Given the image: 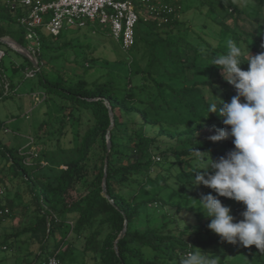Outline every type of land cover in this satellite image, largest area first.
Returning a JSON list of instances; mask_svg holds the SVG:
<instances>
[{
    "label": "trees",
    "instance_id": "16d2710c",
    "mask_svg": "<svg viewBox=\"0 0 264 264\" xmlns=\"http://www.w3.org/2000/svg\"><path fill=\"white\" fill-rule=\"evenodd\" d=\"M11 1L0 0V37L13 38L27 47L39 68L19 52L22 61L6 63L0 42L4 51L0 102L26 79H36L29 96L41 92L40 101L32 99L53 102L57 115L43 119L33 137L39 145L37 158L22 153V147L0 144V154L7 158L6 171L19 176L30 194L27 203H17L7 194L0 196V210H9L0 213V264H43L51 256L64 264H77L70 260L74 254H81L79 264H179L188 250H218L226 244L208 228L210 219L204 214L183 225L176 219L167 220L170 214L164 211L150 217V204H166L167 199L160 192L142 198L137 195L149 182L168 186L172 175L191 182L197 160L191 149L218 160L234 148L232 138L209 139L225 125L215 113L204 117L216 99L212 94L226 102L236 95L220 69L210 64L213 56L226 51L194 32L181 15L182 0H161L174 8L167 21L162 12L151 13L139 6L135 44L113 60L95 56L92 45L77 42L78 30L96 33L98 23L72 28L70 37L67 28L53 35L41 25L28 39L29 31L22 23L27 8L20 3L13 6ZM221 1L228 8L224 15L217 12L220 0H210L219 30L233 39L261 38L240 26L241 20L258 19L244 9L246 0ZM251 1L264 10V0ZM230 18L232 23H228ZM87 33L85 37L90 35ZM260 40L264 43V37ZM70 51H75L72 60ZM262 51L254 49V55ZM79 59L81 63H77ZM93 64L106 69L94 80L77 72L81 68L85 73ZM106 102L114 114L113 126ZM3 122L0 119V129ZM105 175L110 199L103 193ZM208 189V194L217 196ZM226 199L222 197L223 205ZM244 210L238 206L234 214ZM179 212L176 207L175 214ZM19 216L24 219L21 224L6 229L5 223ZM154 218L160 220L154 223ZM126 221L125 235L116 250ZM219 256L218 263L227 264L226 256Z\"/></svg>",
    "mask_w": 264,
    "mask_h": 264
},
{
    "label": "clouds",
    "instance_id": "9594fccd",
    "mask_svg": "<svg viewBox=\"0 0 264 264\" xmlns=\"http://www.w3.org/2000/svg\"><path fill=\"white\" fill-rule=\"evenodd\" d=\"M227 49L225 54L213 56L210 64L220 69L236 95L226 102L210 90L216 99L208 105L204 117L215 113L225 125L209 139L220 142L232 138L234 148L218 160L191 149L197 157L192 185L202 184L218 194H201V199H192L191 206L210 219L208 228L221 241L243 247L255 245L264 253V51L252 55L231 39ZM245 63L247 70L241 68ZM218 197L242 202L243 219L236 221L230 207ZM179 264H218V257L198 249L188 252Z\"/></svg>",
    "mask_w": 264,
    "mask_h": 264
},
{
    "label": "rangeland",
    "instance_id": "374dc122",
    "mask_svg": "<svg viewBox=\"0 0 264 264\" xmlns=\"http://www.w3.org/2000/svg\"><path fill=\"white\" fill-rule=\"evenodd\" d=\"M182 3L183 12L181 15L190 21V24L193 25L194 32H199L204 35V37L206 36V38L209 39L214 45H219L226 52L228 51L227 41L229 39L236 41L238 45L241 46L245 51H247L248 48L252 55H254V49L264 50V48L261 47V45H264V43L260 40L264 37V10H262V6L259 3L246 0V6L244 9L252 16V18L256 17L258 19H250L251 22L248 23L246 21L242 22L241 20L239 23L240 26H245L246 30L250 32H256L261 38L251 35L248 36L246 40L239 38L233 39L230 33L225 30L218 29V24H216L213 20L215 13L213 16L212 11L215 6H213L214 4H212V2L210 3V0H182ZM227 9L226 2H222L220 0L217 12L221 15H224ZM230 22H233L231 18L228 20V23ZM205 23L207 27L205 26V28H203V24ZM72 30V28L66 29L65 33L67 36L69 35L68 37L73 36V34H71ZM96 30L98 31L96 33L89 31L87 28L78 30V36H76L78 40L77 42L92 45L91 47L95 49V56L108 58L110 60L119 58L125 54L120 42L115 40L112 35H108L109 33L111 34L109 25H97ZM86 32L90 33V35L87 37L84 36ZM3 49L6 52L4 57L6 63H9L11 60L22 61V57L18 55V52L9 45L3 44ZM74 58L75 51H73L70 55L71 60ZM81 62V59L77 61V63ZM242 67L247 69L248 64L245 63L242 65ZM105 70L106 69L100 65H94L93 68L87 70L85 73H82L81 68H77V72L79 71V73H81L80 76L86 78L88 81L94 80L100 74H103ZM35 81L36 79H26L20 83L16 92L12 96L7 97L0 102V119L4 121L0 129L1 145L22 148L24 146V148H26L29 143L31 144L32 139L35 136L36 131L38 130L43 119L47 118L48 120H51L57 115V107L53 102H50L49 104L36 103L31 98V96H29V91ZM32 143L37 151L39 145L35 143L34 140ZM161 161H164L163 158ZM165 165L167 164L164 163L163 166ZM0 167L1 175L6 174L7 158L2 154H0ZM164 171H166V174H168L167 170L164 169ZM185 179L186 178H184V176L182 177V175H180L179 178H176L172 175L168 182V186H162L149 182V184L146 185V189H143L141 193L139 192L137 194L138 198H142L156 192H160L167 199L166 204L161 205L160 202L150 204L151 206L148 208L150 217H157L164 211L166 215L170 214L167 216V220L176 219L180 225H183L187 222H195L197 215L199 216V214H203L198 208L191 206L193 203L192 199L199 200L201 199V194L208 195V187L202 184L193 186L191 182H187ZM12 180H14L13 184L10 186V189L6 191L7 196L14 198V191L17 190L18 192H22L21 196L17 198L19 201L28 200L30 194L27 185L24 182H21L19 176L16 177L12 175ZM197 191H201V193H198ZM218 198L222 202V197ZM224 205L230 207L231 214L236 218V221L243 219L241 214H234L236 207H245L242 202H236L227 198ZM176 207L181 209V212L178 214H175ZM20 219L21 217L19 216L17 219H14L11 222L7 221L5 223L6 229H10V225L14 228L18 227L21 224ZM159 220L160 219L156 220L154 218L153 221L156 223V221ZM201 251L212 256L213 254H217L213 257H218V262L221 257L219 255L224 254L227 259L225 263L227 264H264V253H261L255 245L243 247L226 243L220 246L218 250L211 247L210 249ZM2 264L8 263L3 262Z\"/></svg>",
    "mask_w": 264,
    "mask_h": 264
},
{
    "label": "built area",
    "instance_id": "2783aa9c",
    "mask_svg": "<svg viewBox=\"0 0 264 264\" xmlns=\"http://www.w3.org/2000/svg\"><path fill=\"white\" fill-rule=\"evenodd\" d=\"M17 3L27 8V15L22 17L28 29L27 38L34 37V28L45 25L46 29L53 35H58L66 28H83L89 23L108 26L111 35L120 42L124 51L130 50L135 44V29L140 19L141 8L153 12H162L163 19L168 20L169 15L174 12V8L161 0H12L11 4ZM47 19V21H46ZM4 51L0 49V60ZM33 76V73L29 74ZM43 97L41 92L32 94L35 101H40ZM33 142V139H32ZM27 145V149H22V153L30 154L33 158L38 157L33 143ZM160 160V156L154 157ZM32 160H30L31 162ZM7 187L0 173V196L6 194ZM8 208L0 210V213H8ZM191 250H188L190 252ZM187 252V253H188ZM186 253V254H187ZM185 254V256H186ZM43 264H64L63 261L51 256Z\"/></svg>",
    "mask_w": 264,
    "mask_h": 264
},
{
    "label": "water",
    "instance_id": "95a60500",
    "mask_svg": "<svg viewBox=\"0 0 264 264\" xmlns=\"http://www.w3.org/2000/svg\"><path fill=\"white\" fill-rule=\"evenodd\" d=\"M0 42L3 44H7L9 45L11 48L15 49L17 52H19L20 54H22L23 56L29 58L31 60V62L34 64V66L36 68H39V64L38 61L36 60V58L34 57L33 53L25 46H23L22 44H20L18 41H16L13 38H4V37H0ZM107 106L109 107V111H110V115H111V119H112V124L111 126L114 125V114L111 110V107L109 105L108 102H106ZM107 140H108V148L110 149L111 146V139H110V134H108L107 136ZM102 187H103V193L104 195L110 199L107 190H106V175L104 177L103 183H102ZM127 229V221L125 222V226L124 229L122 230V232L120 233L118 239L116 240L115 243V249H118V241L125 235Z\"/></svg>",
    "mask_w": 264,
    "mask_h": 264
},
{
    "label": "crops",
    "instance_id": "0c3cea01",
    "mask_svg": "<svg viewBox=\"0 0 264 264\" xmlns=\"http://www.w3.org/2000/svg\"><path fill=\"white\" fill-rule=\"evenodd\" d=\"M22 149H24V146H23V148ZM12 173H11V171L10 170H8L7 171V176L4 178V180H5V184H6V187H7V191H8V189H10V186L13 184V181L14 180H12ZM14 193H15V196H14V198L13 199H15V201L17 202V203H21V202H28L29 201V199L28 200H22V201H19L17 198L18 197H20L21 196V193L22 192H18L17 190H15L14 191ZM9 197V196H8ZM10 198V197H9ZM17 219V218H16ZM21 220V222L24 220L23 218H21L20 219ZM70 260L71 261H77V264H79V262H80V260H81V254H74V256L73 257H71L70 258Z\"/></svg>",
    "mask_w": 264,
    "mask_h": 264
}]
</instances>
